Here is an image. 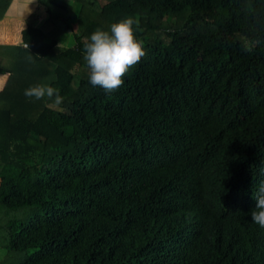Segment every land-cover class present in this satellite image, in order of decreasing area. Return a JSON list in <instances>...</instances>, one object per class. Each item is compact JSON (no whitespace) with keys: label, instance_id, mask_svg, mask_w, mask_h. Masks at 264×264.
<instances>
[{"label":"trees","instance_id":"trees-1","mask_svg":"<svg viewBox=\"0 0 264 264\" xmlns=\"http://www.w3.org/2000/svg\"><path fill=\"white\" fill-rule=\"evenodd\" d=\"M10 3L0 264H264V0H36L19 26ZM127 17L145 55L106 93L84 43Z\"/></svg>","mask_w":264,"mask_h":264},{"label":"clouds","instance_id":"clouds-1","mask_svg":"<svg viewBox=\"0 0 264 264\" xmlns=\"http://www.w3.org/2000/svg\"><path fill=\"white\" fill-rule=\"evenodd\" d=\"M134 23L133 18H124L111 24L110 31L97 29L84 43L83 59L89 69L91 86L100 87L106 93L115 91L123 85V77L129 69L138 64L145 55L142 43L135 38ZM23 46L28 49L27 43H23ZM24 95L36 100L47 97L56 107L63 102L59 89L49 84L31 86L25 90ZM251 220L264 228V183L259 187Z\"/></svg>","mask_w":264,"mask_h":264},{"label":"rangeland","instance_id":"rangeland-1","mask_svg":"<svg viewBox=\"0 0 264 264\" xmlns=\"http://www.w3.org/2000/svg\"><path fill=\"white\" fill-rule=\"evenodd\" d=\"M25 7L23 9H25L26 11H30V13H32V19H34V21H32L31 23L33 24L34 22L39 24L44 18H45V13L43 12L42 8L37 5L36 1L34 0H28L26 2H24ZM11 10H14L13 8H10ZM9 10V8H8ZM25 11V12H26ZM11 12V11H8ZM34 15V16H33ZM31 20V18H29ZM57 36V38H61L63 41H68V43L70 42V33L67 31H65L64 29L59 33V34H55ZM56 50L60 49L59 47H55ZM51 105V104H50ZM4 253V249L0 248V258L3 256Z\"/></svg>","mask_w":264,"mask_h":264},{"label":"crops","instance_id":"crops-1","mask_svg":"<svg viewBox=\"0 0 264 264\" xmlns=\"http://www.w3.org/2000/svg\"><path fill=\"white\" fill-rule=\"evenodd\" d=\"M28 0H11V3L9 4L7 10L3 11V16H5V14L9 15V17H14V18H17L18 21H17V25L19 26L21 23L23 24H26L28 23L29 21L31 22V20L29 19L32 15V13H30V11H26L25 9H23L25 7V4L24 2H26ZM36 1V0H34ZM14 7V10L10 9V8H13ZM8 11H11V12H8ZM26 11V12H25ZM19 21H22L21 23H19ZM19 23V24H18ZM16 24V23H14ZM37 23H33V25H36ZM0 30L3 32L4 31V19L2 20V26L0 27Z\"/></svg>","mask_w":264,"mask_h":264}]
</instances>
